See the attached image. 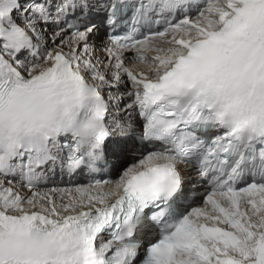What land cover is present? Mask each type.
<instances>
[{
  "label": "snow or ice",
  "instance_id": "snow-or-ice-1",
  "mask_svg": "<svg viewBox=\"0 0 264 264\" xmlns=\"http://www.w3.org/2000/svg\"><path fill=\"white\" fill-rule=\"evenodd\" d=\"M0 264H264V0H0Z\"/></svg>",
  "mask_w": 264,
  "mask_h": 264
},
{
  "label": "bare ground",
  "instance_id": "bare-ground-1",
  "mask_svg": "<svg viewBox=\"0 0 264 264\" xmlns=\"http://www.w3.org/2000/svg\"><path fill=\"white\" fill-rule=\"evenodd\" d=\"M133 119L138 120V117L134 116Z\"/></svg>",
  "mask_w": 264,
  "mask_h": 264
},
{
  "label": "rangeland",
  "instance_id": "rangeland-1",
  "mask_svg": "<svg viewBox=\"0 0 264 264\" xmlns=\"http://www.w3.org/2000/svg\"><path fill=\"white\" fill-rule=\"evenodd\" d=\"M51 186V185H50ZM61 186H67V185H61Z\"/></svg>",
  "mask_w": 264,
  "mask_h": 264
}]
</instances>
